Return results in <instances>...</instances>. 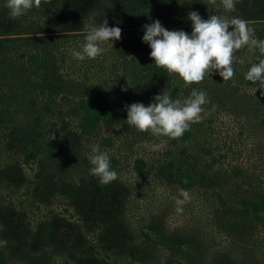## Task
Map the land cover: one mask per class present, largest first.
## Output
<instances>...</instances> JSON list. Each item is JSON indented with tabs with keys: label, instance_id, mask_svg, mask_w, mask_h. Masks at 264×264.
<instances>
[{
	"label": "trees",
	"instance_id": "trees-1",
	"mask_svg": "<svg viewBox=\"0 0 264 264\" xmlns=\"http://www.w3.org/2000/svg\"><path fill=\"white\" fill-rule=\"evenodd\" d=\"M5 4L6 0H0V142L23 155L26 163L43 155L45 169L40 168L37 176L43 174L45 179L37 180L33 190L48 204L57 197L66 198L70 217H75L52 214L28 237L42 231L45 249L67 257L70 264L254 263L249 256L243 257L245 250L240 248L209 261L203 244L180 231H168L158 222L136 232L126 215L125 185L119 179L103 185L98 177L73 170L78 132L66 119L54 121L49 114L56 112L51 104L54 97H78L74 105L81 112L80 131L90 134L102 124L127 125L126 105L147 106L162 93L175 101L187 98L193 89L204 91L208 103L202 106L201 121L184 132L179 147L177 143L172 146L176 150L158 173L185 189L212 188L223 221L229 218L226 233L235 248L244 242L245 233H257L264 222V180L254 186L253 177L245 174L248 182L234 185L239 192L224 191L217 184L218 175L221 169L228 177L232 173L221 163L225 156L212 153L208 137L219 134L224 148L235 145L237 153L249 152L264 168V96L258 83L245 79L252 64L258 63L259 51L242 47L236 55L244 63L233 64L234 77L229 81L213 71L201 83L185 87L177 75L155 66L150 46L142 41L143 26L159 20L169 31L190 35L189 12L197 11L205 20L223 14L245 20L255 29V38L264 40V0H238L234 11H226L220 0L215 5H208V0H50L47 4L42 0L40 8L16 19L10 18ZM90 19L96 24L107 19L109 27H120L121 39L112 41L113 46L101 44L105 51L95 60L79 61L71 52L80 50L86 36L83 23ZM25 59L31 61L28 66ZM252 136L254 142L249 141ZM205 153L208 161L202 159ZM10 164L12 174L21 166L17 160ZM217 164L222 166L220 174ZM152 167L142 158L136 161L138 172H150ZM11 211L15 212L10 214L12 220L31 227L24 212ZM59 224L65 229H59ZM0 264H12L4 246H0Z\"/></svg>",
	"mask_w": 264,
	"mask_h": 264
},
{
	"label": "rangeland",
	"instance_id": "rangeland-1",
	"mask_svg": "<svg viewBox=\"0 0 264 264\" xmlns=\"http://www.w3.org/2000/svg\"><path fill=\"white\" fill-rule=\"evenodd\" d=\"M219 16L223 17V14ZM246 52L250 53L249 50ZM30 62L28 59L24 60L26 66ZM76 99L78 97L74 98L68 94L54 97L51 104L56 112L49 114L54 121L66 119L70 128L78 132L80 140L75 153L76 157L72 156L74 158L71 163L73 170L91 175L88 157L94 154L92 145H99L102 152H107L111 169L117 173V179L125 185L128 191L126 215L136 232L148 230V225L154 221L168 231H180L182 235L195 239L198 244H203L209 261L216 258L218 254L228 251L230 255L229 252L232 249L235 251L240 248L245 250L243 257L249 256L251 261H254L250 264H264V222L259 225L257 233H245V237H242L245 239L244 242L236 244L234 248L232 238L226 233V222L229 218L226 222L223 221L219 213V202L212 188L195 185L191 189H185L158 173L166 164L167 159L171 157L172 151L176 150L172 146H176V143L178 147L180 146L178 143L180 139L173 140L155 137L148 133H138L135 128L122 124L113 126L102 124L90 134L82 133L80 131L81 112L74 105ZM59 111L62 113L60 114ZM208 138L211 141L209 147L212 153L216 157L220 154L225 156L221 163L226 164V170L232 173V176L228 177L227 172L221 169L222 173L218 175L217 184L222 185L224 191L229 188L230 194L238 191L235 190L234 185L247 181L248 176L245 177V174L253 177L254 186L261 184L264 180V168L261 162L252 159L247 151L241 150L237 153L235 145L231 144L224 148L222 141L219 142V134L215 132ZM162 140H167V143L159 151H151L146 147V145L159 144ZM172 141L174 144L171 145ZM249 141H253V136ZM4 145L0 142V240L7 241L4 248L9 255V260L12 264H70L65 260L67 257L45 249L42 245L44 239L41 236L42 231L38 235L28 237V232L37 229L36 226L40 223L49 221L52 214H59L65 218L70 217L72 210L68 200L64 197H57L48 204L49 201H45L41 194H36L33 190L32 186L36 185L37 180L42 182L45 179L43 174L37 176L40 168L45 169L43 155L26 163L22 158L23 155L13 152L12 148H6ZM245 152L247 153L241 154ZM252 155H256V150ZM141 158L146 166L153 165L155 168L152 167V170L146 173L138 172L136 161ZM202 159L209 160L206 153ZM16 160L21 166H16L15 173L12 174L10 169L13 165L10 163L16 164ZM218 167L222 168L218 165L216 169H219ZM242 169L244 174H242ZM235 170L239 176L234 178ZM217 172L220 174V169ZM181 189L188 191L191 199L182 205L183 211L177 213L175 200L182 199L179 197ZM11 209L24 212V220L29 221L31 227H27L21 221L12 220L10 214L13 215L15 212ZM72 217L75 219L74 216ZM72 217H70L71 220ZM53 222L55 224V221ZM58 228L65 229L61 224ZM49 254H54V256L51 257Z\"/></svg>",
	"mask_w": 264,
	"mask_h": 264
},
{
	"label": "clouds",
	"instance_id": "clouds-1",
	"mask_svg": "<svg viewBox=\"0 0 264 264\" xmlns=\"http://www.w3.org/2000/svg\"><path fill=\"white\" fill-rule=\"evenodd\" d=\"M50 0H43L44 4ZM238 0H220L226 11H234ZM217 0H208V5H215ZM42 0H6L5 7L9 10L10 18L16 19L25 15L33 8H40ZM192 22V31L189 35L183 30L169 31L162 26L159 20L144 25L142 41L150 46V58L157 68L164 69L169 75H177L185 87L199 84L205 75L215 71L229 81L234 77L233 64L244 63L236 55L244 46L258 49V63L252 64L245 75V79L258 83L260 94L264 96V40L255 38V29L238 17L231 19L211 15L203 19L197 11L188 13ZM232 29L229 31V29ZM86 32L84 43L80 50H73L74 59L84 61L95 60L105 49L100 45L121 39L120 27H109L107 19L100 24L91 19L83 23ZM208 103L204 91L193 89L190 95L173 101L167 93L154 97V102L145 106L143 103L126 105L128 126L139 132H150L155 137L179 139L193 123L201 121L203 105ZM167 143L162 140L159 144L146 145L151 151H159ZM93 155L89 156L91 165L90 174L98 177L103 185L115 181L117 173L111 169L107 152H102L99 145H92ZM175 203L177 213L183 211L182 205L190 201V193L184 189L179 191ZM6 240H0V246H6Z\"/></svg>",
	"mask_w": 264,
	"mask_h": 264
}]
</instances>
